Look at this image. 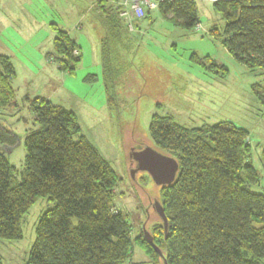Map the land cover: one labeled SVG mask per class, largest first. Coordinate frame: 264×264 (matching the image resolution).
I'll return each instance as SVG.
<instances>
[{
  "label": "trees",
  "instance_id": "16d2710c",
  "mask_svg": "<svg viewBox=\"0 0 264 264\" xmlns=\"http://www.w3.org/2000/svg\"><path fill=\"white\" fill-rule=\"evenodd\" d=\"M196 2H163L159 13L194 28L200 24ZM214 6L226 24L222 31L213 26L210 35L241 63L264 67V0H216ZM118 19L114 10L100 19L108 43V36L121 37L125 23ZM57 32L54 55L73 74L81 62L74 55L77 44L66 31ZM14 75L10 58L0 55V112L14 97ZM33 112L41 126L25 136L20 177L0 151V238L21 240L22 218L48 198L55 205L39 220L27 264H126L134 240L123 210H116V172L83 135L73 111L39 97ZM149 134L180 165L176 182L161 191L168 232L163 223L152 230L168 264H264V194L248 186L258 183L255 168L245 162L249 132L229 121L187 128L173 116L155 114ZM17 143L16 134L0 126V145ZM135 242L155 258L153 264H163L143 232Z\"/></svg>",
  "mask_w": 264,
  "mask_h": 264
},
{
  "label": "rangeland",
  "instance_id": "374dc122",
  "mask_svg": "<svg viewBox=\"0 0 264 264\" xmlns=\"http://www.w3.org/2000/svg\"><path fill=\"white\" fill-rule=\"evenodd\" d=\"M196 4L201 31L176 25L158 10L137 22L134 32L122 23L121 37L108 36V43L100 19L114 10L124 20L115 0H0V55L9 57L15 69L14 97L0 112V126L18 137L15 146L0 145V151L20 177L25 136L41 126L34 100L46 98L73 111L83 135L118 176L114 202L134 240L126 264L155 261L135 239L161 222L150 202L161 200L162 193L146 173L132 177L130 157L140 145L174 157L150 137L155 114L173 116L187 128L224 121L245 128V162L258 175V183L248 186L264 194V67L241 63L210 35L213 26L222 31L226 24L214 2ZM57 28L78 45L74 55H81V62L73 74L62 70L54 55ZM54 205L40 198L22 218L23 238H0L2 264H27L39 220Z\"/></svg>",
  "mask_w": 264,
  "mask_h": 264
},
{
  "label": "water",
  "instance_id": "95a60500",
  "mask_svg": "<svg viewBox=\"0 0 264 264\" xmlns=\"http://www.w3.org/2000/svg\"><path fill=\"white\" fill-rule=\"evenodd\" d=\"M130 157L132 163V177H135L139 172L147 173L158 187L163 188L173 185L178 178L180 172L178 160L175 157L160 153L153 147H136L131 150ZM158 213L163 220V225L167 234L169 226L168 218L161 205H158ZM144 234L146 242L161 257L163 264H168L164 253L155 244L150 233L145 231Z\"/></svg>",
  "mask_w": 264,
  "mask_h": 264
},
{
  "label": "built area",
  "instance_id": "2783aa9c",
  "mask_svg": "<svg viewBox=\"0 0 264 264\" xmlns=\"http://www.w3.org/2000/svg\"><path fill=\"white\" fill-rule=\"evenodd\" d=\"M121 17L124 19L127 28L134 32L136 23L142 22L147 16V13L157 12L161 3L170 2L172 0H115ZM197 1V0H196ZM206 1V0H200ZM216 2V0H207ZM197 31L202 30V25L196 26ZM77 53V52H76Z\"/></svg>",
  "mask_w": 264,
  "mask_h": 264
},
{
  "label": "flooded vegetation",
  "instance_id": "af4514ba",
  "mask_svg": "<svg viewBox=\"0 0 264 264\" xmlns=\"http://www.w3.org/2000/svg\"><path fill=\"white\" fill-rule=\"evenodd\" d=\"M138 147H144V145H140V146H138ZM140 149V148H139ZM147 174V173H146ZM148 175V174H147ZM151 178V177H150ZM152 179V178H151ZM157 188H160L161 189V191H162V189H164L163 187H158L157 185H155ZM150 205H152L153 207H154V210L156 211V213L158 214V216H159V219L161 220V222L160 223H158V224H156V225H159V224H161V223H163V220H162V218H161V216L159 215V213H158V205H161L162 207H163V205H162V203H161V200H151V202H150ZM147 214H148V212H147ZM156 225H154V227L156 226ZM153 227V228H154ZM153 228H152V230H153ZM148 231L146 228H144V231H143V235H145L144 233H145V231H147V232H149L150 233V235L153 237V234H152V232L153 231ZM153 239H154V237H153ZM144 240H145V236H144ZM145 242H146V240H145ZM154 242H155V240H154ZM147 243V242H146ZM148 244V243H147ZM156 244V243H155ZM149 245V244H148ZM150 246V245H149ZM151 247V246H150ZM152 248V247H151ZM153 249V248H152ZM154 250V249H153ZM163 252V251H162Z\"/></svg>",
  "mask_w": 264,
  "mask_h": 264
},
{
  "label": "crops",
  "instance_id": "0c3cea01",
  "mask_svg": "<svg viewBox=\"0 0 264 264\" xmlns=\"http://www.w3.org/2000/svg\"><path fill=\"white\" fill-rule=\"evenodd\" d=\"M138 25H140V24H138ZM139 28V27H138ZM77 44V43H76ZM78 46V45H77Z\"/></svg>",
  "mask_w": 264,
  "mask_h": 264
}]
</instances>
